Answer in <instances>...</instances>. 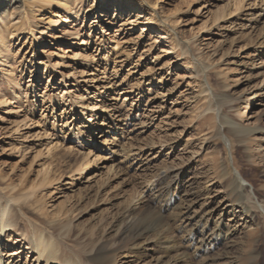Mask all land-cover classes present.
I'll use <instances>...</instances> for the list:
<instances>
[{
	"label": "rangeland",
	"instance_id": "374dc122",
	"mask_svg": "<svg viewBox=\"0 0 264 264\" xmlns=\"http://www.w3.org/2000/svg\"><path fill=\"white\" fill-rule=\"evenodd\" d=\"M12 2L0 27L11 220L0 261L251 264L261 234L252 250L247 234L264 230V0ZM123 216L147 233L123 234ZM199 221L207 240L221 221L229 242L188 247ZM92 236L116 260L94 261Z\"/></svg>",
	"mask_w": 264,
	"mask_h": 264
},
{
	"label": "bare ground",
	"instance_id": "6f19581e",
	"mask_svg": "<svg viewBox=\"0 0 264 264\" xmlns=\"http://www.w3.org/2000/svg\"><path fill=\"white\" fill-rule=\"evenodd\" d=\"M13 6L14 5H13L12 0H0V27L2 26V23H4V21H5L6 12L9 11L11 8H13ZM226 123L229 124L230 128H232L231 130L234 131L232 133L235 134V135H244L245 133L249 132V131H246V130H243V129H240V128L236 127V125L233 124V122H226ZM240 189H242V187H240ZM168 191L170 193V190L169 189H168ZM242 191H241L240 194H243L244 193V191L243 192ZM173 202H174L173 201V198H170L169 201H168V204L165 206V208L166 209H169V207L173 205ZM165 208H164V206H160L158 208V210H159V212L162 213ZM247 211L248 210H246V213H247ZM146 212L151 216V218L153 220L154 219L156 220V219H159L160 218V216L158 215L159 212H158V214H157L156 211H153V210H151V211L150 210H147ZM161 213H160V215H161ZM131 215L132 214L129 215V218L131 217ZM129 218L126 217V216H123L122 219L119 220V222L117 224V227L122 226L123 223H125L126 225L124 227L123 234H128L129 236L131 235L133 237V239L139 238V237H143L145 235V233H147L146 230H148V229L143 230V228L135 227L134 224H135L136 221L135 220L134 221H130ZM127 220H128V222H127ZM10 221H11L10 218L8 216H6L5 213H2L0 215V226H1L2 229H4L6 226H8V224L10 223ZM163 222H166V221H163ZM199 224H200L199 225V229H197L196 232L194 231L195 233L194 232H191V236H190V238L188 240V242H189L188 247H190L191 244L195 241V238H198V237H200L201 240L204 238L201 241V247L203 246L204 252L206 251L207 246H210L211 248L212 247L214 248V247H216V246H218L220 244H223L226 241L229 242L228 239L231 236V231L221 221L215 226V229L210 234V237H209L208 240L205 239V225L201 221H199ZM166 228L168 229V227H166ZM158 229H159V227H158ZM170 229H168V230H170ZM162 230H164V229H162ZM120 231H121V229H120ZM120 231H119V233H120ZM156 231H158V230H156ZM171 231H172V229H171ZM171 231H169V232H171ZM258 235H260L259 247H260L261 250H260L259 254H257L256 256L253 255L254 257L251 258L252 259L251 260V264H264V230H262L261 233L258 230H253V231L249 232L247 234V236H248L247 243L250 240H253V238H255V236H258ZM168 236H169V234H168ZM171 239H173V236L171 237ZM99 240H100L99 236L98 237L92 236L90 238V240H89L90 249L91 248H94L95 249L97 247V249L95 250V252L93 250L94 255H93L92 259L94 258V261H98V262H101V263L102 262L107 263L108 261L116 260V258H111L109 260L108 258L105 257L108 254V251L109 250L106 251L107 249L104 246V244H102L101 246L100 245L98 246L97 243L99 242ZM165 242L168 243V241H165ZM173 243H174V241H170L168 243V246H167L166 249L167 250H174L178 244L177 243L176 244H173ZM248 247L250 248V247H253V246L248 243ZM36 249L40 253L41 256L45 255L46 258H48L50 260L56 258L57 253H58V249L51 242L45 241V239H42V238H39L38 241L36 242ZM186 249H187V247H186ZM250 250H252V248H250ZM174 252H176V251H174ZM178 255H179V256H177V260L178 261L184 260V257H183L184 255L183 256L180 255V254H178ZM157 262H158L157 264H161L159 259H157ZM0 264H4V263L2 261H0ZM65 264H82V262L81 261L68 260V261L65 262Z\"/></svg>",
	"mask_w": 264,
	"mask_h": 264
}]
</instances>
